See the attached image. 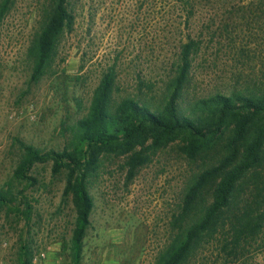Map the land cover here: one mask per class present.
<instances>
[{
    "label": "rangeland",
    "instance_id": "1",
    "mask_svg": "<svg viewBox=\"0 0 264 264\" xmlns=\"http://www.w3.org/2000/svg\"><path fill=\"white\" fill-rule=\"evenodd\" d=\"M47 5L11 0L0 18V190L8 185L15 195L0 211L4 264H17L22 245L45 254L35 264H74L75 212L63 195L65 172L53 175L51 162L36 164L32 186L12 174L23 156L21 143L44 152L68 145L109 68L116 73L114 101L138 96L158 105L190 45L185 102L264 90V0H69L72 29L59 36L53 64L34 83L27 51ZM179 144L154 153L129 181L124 157L102 159L89 188L94 206L78 264H155L176 231L172 223L187 184L203 169ZM25 199L33 206L29 222L14 210L22 211ZM219 241L204 245L188 264H264V226L237 259L227 257Z\"/></svg>",
    "mask_w": 264,
    "mask_h": 264
},
{
    "label": "trees",
    "instance_id": "2",
    "mask_svg": "<svg viewBox=\"0 0 264 264\" xmlns=\"http://www.w3.org/2000/svg\"><path fill=\"white\" fill-rule=\"evenodd\" d=\"M11 0H4L0 18ZM73 16L69 0H48L40 32L28 48L31 82L44 77L56 56L58 38L70 31ZM190 45L180 53L161 104L125 97L114 101L116 73L109 68L93 92L87 114L72 128L62 151H41L20 144L23 152L12 178L34 182L36 164L52 163V174L65 172L64 197L70 198L75 221L69 243L74 264L82 258L83 241L90 226L93 201L89 188L98 177L104 157H124L127 180L159 150L179 141V151L203 169L187 184L176 231L158 253L155 264H188L216 237L227 257L237 259L261 235L264 226V90H231L186 101L190 75ZM8 185L0 190V211L13 204ZM20 213L27 222L33 206L25 199ZM10 210V209H9ZM17 264H33L34 253L20 246Z\"/></svg>",
    "mask_w": 264,
    "mask_h": 264
},
{
    "label": "built area",
    "instance_id": "3",
    "mask_svg": "<svg viewBox=\"0 0 264 264\" xmlns=\"http://www.w3.org/2000/svg\"><path fill=\"white\" fill-rule=\"evenodd\" d=\"M31 119L34 118V115L30 114ZM6 245V243H3L2 246L4 247ZM45 257V254L43 252L37 253L36 255H34L33 257V264H35L37 261L43 259ZM0 264H4L3 261L0 260Z\"/></svg>",
    "mask_w": 264,
    "mask_h": 264
}]
</instances>
